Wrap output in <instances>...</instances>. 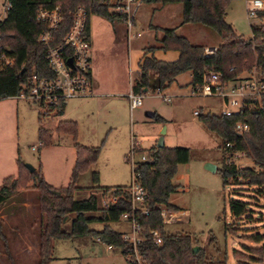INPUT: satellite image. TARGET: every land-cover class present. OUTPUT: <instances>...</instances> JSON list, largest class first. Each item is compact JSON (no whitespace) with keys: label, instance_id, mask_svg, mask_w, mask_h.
<instances>
[{"label":"rangeland","instance_id":"obj_1","mask_svg":"<svg viewBox=\"0 0 264 264\" xmlns=\"http://www.w3.org/2000/svg\"><path fill=\"white\" fill-rule=\"evenodd\" d=\"M7 2L0 0V13ZM248 8L247 0L232 1L227 16V23L233 25L236 34L246 40L252 36V26L261 25V20L249 18ZM90 20L93 34L114 33L108 21L97 16H91ZM182 20L183 9L180 3H145L142 6L133 30L135 35L141 34V37L129 41L132 80L139 72V61L145 49L157 47L163 35L154 27L178 29V33L193 44L201 43L207 47L221 45V38L213 29L200 24L182 25ZM115 24L118 33L128 32L123 22L117 21ZM189 80L188 74L182 75L178 83L162 91L163 94L173 96L170 104L150 90L146 93L144 107L132 113L130 110H117L111 105L105 107L102 102L80 109L78 133L79 137L81 133L83 144H91L93 148L101 147L103 143L105 146L101 147L98 162L80 175L76 186L81 190L76 194V200L95 194L100 198L101 192L93 182L94 172L100 173L98 185L104 188L131 186L132 167L128 159L132 150V135L129 133L133 117V132L139 138L157 136L160 129L161 134L157 137L159 141L165 128L164 142L166 137L167 143L174 145L173 148L191 150L188 167L181 168L184 174L185 169H189L190 184L185 186V179L182 180V191L170 198L171 204L189 213L181 222L166 224L164 233L191 236L195 247L206 251L209 263L223 262L227 258L228 264H238L236 257H239L244 264H264V189L250 186L247 181L225 184L221 173L226 156L223 140L217 133L207 130L200 118L194 116L197 110L203 115H222L223 102L217 97L192 96ZM83 99L87 101L90 98ZM40 113L41 108L24 98L0 101V186L8 177L18 176L20 165L25 167V164H30L36 169L35 172L43 169L47 182L57 189L68 187L75 160L71 148L72 138L56 131L63 116L52 113L41 123ZM154 114L165 118L166 123L159 126L154 122ZM114 121L119 127L114 134L111 131L110 137V129L107 127ZM93 124L101 130L98 138L90 133ZM41 125L52 134L55 148L33 150L40 143ZM125 150H128L127 153ZM135 160L141 161V155H137ZM230 162L237 164L240 169L255 167L247 156H234ZM206 163L217 165L216 173L206 170ZM36 186L34 182H28L25 188H20L0 207V229L7 240L4 242L0 239V264H35L38 261L37 235L41 222L38 204L40 192ZM235 194L249 204L250 212L240 220L234 219L229 210L230 200L236 197ZM100 214L97 211L87 213L86 216L96 218ZM71 228L72 223L68 220L65 229L70 231ZM104 228L105 224L101 222L90 224L93 231H102ZM110 228L119 233L131 232V224L124 220L110 224ZM259 238L263 240L255 242ZM28 245L35 248L30 255L25 252ZM9 256L13 257V262ZM54 256L55 260L50 264H130L121 249L109 251L106 244L89 237L56 241Z\"/></svg>","mask_w":264,"mask_h":264},{"label":"trees","instance_id":"obj_2","mask_svg":"<svg viewBox=\"0 0 264 264\" xmlns=\"http://www.w3.org/2000/svg\"><path fill=\"white\" fill-rule=\"evenodd\" d=\"M235 0H149L153 4H182L183 20L185 24H200L213 29L221 38V45L213 57H205V46L191 43L186 37L178 33V29L154 27L162 32L157 47L145 49L140 64V70L133 78L132 90L137 94L148 91H163L177 82L178 77L190 73L192 83L202 82L205 72L218 71L227 80L235 79L243 72L260 65L264 69V33L252 26V37L247 40L236 34L233 25L227 23L229 5ZM246 1V0H243ZM248 1V0H247ZM263 1V0H262ZM8 16L0 21V101L8 98H20L24 93L28 95L33 88L32 77L52 79L55 77L47 59V50L39 42L40 36L47 31L44 23L38 20L41 9L53 10L60 6L62 20L52 35L51 46L63 44L65 36L72 30L74 11L83 7L89 13L86 25L87 36L91 39L90 19L96 15L109 20L125 22V17L112 9L113 0H8ZM264 19V13L261 15ZM179 52L174 62L159 61L154 57L157 51ZM72 50H66L65 56L71 58ZM7 60L10 64H7ZM67 104V103H66ZM66 104L61 106L57 116H62ZM40 122L46 117L40 113ZM207 130L217 133L223 140L225 149L224 167L221 170L226 185L247 181L250 186L264 189V112L252 111L240 115L226 117L225 115L198 116ZM154 122L163 125L166 119L154 114ZM238 123L247 124L250 132L240 136L237 132ZM78 123L62 120L58 123L57 132L69 135L74 140L76 163L71 174L70 183L66 188L57 189L51 186L44 177L43 169L32 173L20 165L17 177H8L0 186V207L8 202L20 188L32 181L40 192L38 204L40 207V231L37 235L38 261L35 264H50L55 260V245L58 240H75L79 237H89L106 244L111 250L121 249L128 259V246L123 241V233L113 231L110 224L120 222L121 217L132 212V204L128 188H104L98 185L100 173H93V182L99 192H112L120 196L117 204L103 208L98 195L76 200V194L81 190L77 181L83 173L91 169L99 160L101 147L90 148L78 141ZM41 147L52 146L53 136L42 125L39 129ZM230 144L233 148H227ZM245 153L252 160L255 167L240 169L234 162L228 164L236 153ZM150 161L138 164L139 182L148 192L146 209L148 216L138 210L136 218L141 226L143 243L139 251L145 257L146 264H228L223 262L209 263L206 251L202 248L194 251L195 245L189 235H167L161 213H178L180 209L171 204V196L179 192L180 187L174 183L181 165L188 164L191 157L189 148L157 147L148 151ZM58 193V194H57ZM236 195V194H235ZM229 210L234 219L240 220L250 212L249 204L236 197L230 200ZM100 211L96 218L87 217V213ZM67 218L72 223L70 231L65 227ZM101 222L105 224L102 231H93L90 224ZM228 226V225H227ZM226 226V227H227ZM158 231L162 235V244L153 241L151 231ZM226 233L229 235L228 228ZM0 239L6 238L0 229ZM263 239H256L261 242ZM214 241V240H213ZM264 250V249H263ZM1 254V251H0ZM12 259L13 257L9 256ZM238 264H244L236 257ZM13 264H15L13 262Z\"/></svg>","mask_w":264,"mask_h":264},{"label":"built area","instance_id":"obj_3","mask_svg":"<svg viewBox=\"0 0 264 264\" xmlns=\"http://www.w3.org/2000/svg\"><path fill=\"white\" fill-rule=\"evenodd\" d=\"M149 0H116L114 2V12L125 17L126 27L128 28V40L134 37H141V34L135 35L133 30L135 20L142 6ZM9 2L3 5L0 13V21L8 16ZM248 16L250 19L261 20V25L257 26L264 33V19L261 15L264 13V0H248ZM38 20L47 27L39 38L47 50L48 64L50 65L55 77L52 79L32 77L33 88L28 95L22 94L20 99L31 101L34 105L41 108V112L48 117L52 113H58L63 104H66L77 97H90L92 95L93 81L91 76V42L88 38L86 25L89 21V13L83 7H78L74 11V22L72 30L65 36L63 44L56 47L51 46L52 35L62 20L60 6L53 10L41 9L38 12ZM252 37V36H251ZM66 50H72L71 58L65 56ZM218 51L217 46L206 47L205 57H213ZM71 60L73 67L68 64ZM7 64L10 61L7 60ZM202 82L191 85V95L204 98H220L223 102L224 113L226 117L240 115L252 111L254 113L264 112V69L260 65H255L252 69L243 72L235 79L227 80L221 72H205L202 76ZM147 92L137 94L133 90L129 93V102L131 110H137L144 106V100ZM163 100L170 104L172 96L157 91ZM202 114L199 110L194 112L198 117ZM237 132L240 136L248 134L250 128L247 124L238 123ZM33 147V150L41 147ZM227 148H233L226 144ZM131 153L128 159L132 167L131 186L127 189L130 196L129 201L132 204V212L121 217L122 220L131 224V232L123 233V241L128 246V262L130 264H146L145 257L139 251V246L143 243L141 236V226L136 218L138 210L141 214L148 216L149 209H146L148 192L139 182L138 164L150 161L148 151L142 149L141 140L135 135L131 138ZM141 155V161L136 162L135 157ZM235 156H246L245 153H236ZM228 164H231L228 160ZM100 202L103 208H108L118 203L120 196L112 192H101ZM164 224H171L181 221V214L169 213L167 210L161 213ZM153 241L161 245L162 235L158 231H151Z\"/></svg>","mask_w":264,"mask_h":264},{"label":"crops","instance_id":"obj_4","mask_svg":"<svg viewBox=\"0 0 264 264\" xmlns=\"http://www.w3.org/2000/svg\"><path fill=\"white\" fill-rule=\"evenodd\" d=\"M93 16H96V15H93ZM97 17L103 19L106 22L108 21L111 24L114 33L93 34V29H92L93 27L91 25V20H90V29H91L90 42H91V46H92L91 47V63H92L91 76H92V81H93L92 95L90 97H77V98L72 99L69 102H67L65 109H64V112L62 114L64 119H62V120H71V121L80 123V119H81L80 118L81 116L79 115L80 109L84 110L85 106H88L90 104L97 105V103L100 104L101 102L103 104H105V107L111 105L113 108H115L117 110L119 108L123 111H129L130 110L131 113L133 112L131 110L129 97H128L129 93L132 90V86H133L132 62H130V54H131L130 48L131 47L129 45L128 32L118 33L117 28H116V24L114 25L109 20H106L103 17H100V16H97ZM135 25H136V20H135ZM124 26L126 27V23L123 24V27ZM198 45L207 47L206 45H203L201 43ZM154 57L159 61L162 60V61H167V62H174L178 59L179 52H175V51L164 52V51L160 50L154 54ZM142 58L139 61L140 62L139 63V70H140V64H141ZM186 74L189 75V78H190L189 81H191V83H192V80H193L192 75L190 73H186ZM183 75H185V74H183ZM118 77H120L121 79H119ZM180 77H182V75L179 76L178 78L180 79ZM179 79L177 80V83L179 82ZM83 98H90V99L85 101ZM172 98H173V96H172ZM78 106L80 108H77ZM145 113L147 114L149 112H145ZM131 120H132L131 131H130L131 133H129V135L135 134L133 132L134 118L132 117ZM95 125L96 124H93V126L90 130V133L92 135H94V137H97V135L98 136L101 135V133H100L101 130L98 128L97 125L96 126ZM117 125H118V123L114 121L113 123H111L107 127L110 129L109 135L111 134V131L114 134L116 132V130H118L119 126H117ZM159 126H161V125H159ZM58 134H59V132H58ZM160 134H161V132L159 129L157 136H147V138H145V139L139 138L137 135L136 136L141 140L142 149L146 152V151H149L152 148L156 147V143H158L157 137ZM111 136H112V134L110 135V137ZM128 138H129V136H128ZM78 141L81 144L84 143V142H82L83 140L81 139V133H80V137L78 138ZM170 142H171V140H170ZM89 146H90V148H93V145L88 144L87 147H89ZM103 146H105V145H103ZM126 147H125V149H126ZM165 147H167V148H173L174 147V145H172L171 143H167L166 137H165ZM49 148H55V144L53 143V140H52V146ZM71 148H72V151H74V156H75V160L73 163V167H74V165L76 163V151L74 150L73 138H72ZM127 151L128 150H125V153H127ZM185 166L188 167L187 164L181 165L179 167V173L174 180V183L177 186H179L180 188H181L180 182H182V180H184V179L186 182L185 186L190 184V175L188 173L189 169H185L186 174H184V172L181 171V168H186ZM73 169H72V171H73ZM43 174H45V173L43 172ZM71 174H72V172H71ZM51 186H53V185H51ZM53 187H55V186H53ZM182 189H179V191H182ZM188 213L189 212L187 210H184V209L181 210L180 209V211L178 213H175V214H181L183 217H185L188 215ZM179 222H181V221H179ZM33 249H35V248H33L31 245H28V248H27V250H25V252L30 255L31 252L33 251ZM109 251H111L110 248H109Z\"/></svg>","mask_w":264,"mask_h":264},{"label":"water","instance_id":"obj_5","mask_svg":"<svg viewBox=\"0 0 264 264\" xmlns=\"http://www.w3.org/2000/svg\"><path fill=\"white\" fill-rule=\"evenodd\" d=\"M68 64H69L71 67H73V64H72V61H71V60L68 61ZM146 92H147V90H146ZM165 134H166V129L163 128L162 137L159 139V141H158V143H157V145H156V147L159 148V149H163V147H165V142H164V135H165ZM25 167H26L28 170H30L32 173H34V172L36 171V169H35L32 165H30V164H25ZM205 168H206V170H208V171H210V172H213V173H216V171L218 170L217 165L214 166V165L209 164V163H206V167H205ZM57 194H58V193H57ZM65 221L67 222V218L65 219ZM198 250H199L198 247H195V248H194V251H195V252H197Z\"/></svg>","mask_w":264,"mask_h":264}]
</instances>
